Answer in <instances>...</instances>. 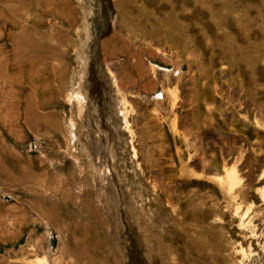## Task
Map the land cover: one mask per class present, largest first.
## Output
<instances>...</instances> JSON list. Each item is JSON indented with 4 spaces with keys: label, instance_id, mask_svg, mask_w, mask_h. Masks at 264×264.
<instances>
[{
    "label": "rangeland",
    "instance_id": "obj_1",
    "mask_svg": "<svg viewBox=\"0 0 264 264\" xmlns=\"http://www.w3.org/2000/svg\"><path fill=\"white\" fill-rule=\"evenodd\" d=\"M0 264H264V0H0Z\"/></svg>",
    "mask_w": 264,
    "mask_h": 264
}]
</instances>
